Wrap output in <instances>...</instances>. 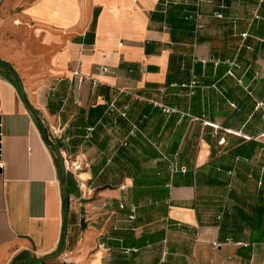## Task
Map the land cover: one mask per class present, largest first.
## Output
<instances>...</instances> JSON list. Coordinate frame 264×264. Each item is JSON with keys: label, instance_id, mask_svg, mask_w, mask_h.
<instances>
[{"label": "crops", "instance_id": "crops-1", "mask_svg": "<svg viewBox=\"0 0 264 264\" xmlns=\"http://www.w3.org/2000/svg\"><path fill=\"white\" fill-rule=\"evenodd\" d=\"M0 61V264H264V0H0Z\"/></svg>", "mask_w": 264, "mask_h": 264}, {"label": "trees", "instance_id": "trees-1", "mask_svg": "<svg viewBox=\"0 0 264 264\" xmlns=\"http://www.w3.org/2000/svg\"><path fill=\"white\" fill-rule=\"evenodd\" d=\"M0 67H9V66H8V64L0 61ZM14 83L16 85L17 84V80L16 81L14 80ZM38 125H39V128L41 130V134H42L43 138L46 140V138H45V132H46L45 129L42 127V125L40 123H38ZM67 200H68V196H67V192L65 191L63 193V208H64V211L66 210ZM62 240H63V237L61 238V241ZM24 256H25L24 254L21 255V256H18L17 259L20 260ZM33 261H34V259L29 260V262H33Z\"/></svg>", "mask_w": 264, "mask_h": 264}, {"label": "water", "instance_id": "water-1", "mask_svg": "<svg viewBox=\"0 0 264 264\" xmlns=\"http://www.w3.org/2000/svg\"><path fill=\"white\" fill-rule=\"evenodd\" d=\"M19 89H20L21 94L23 95V88H22L20 83H19ZM26 108H27V111H28L29 115L31 116L33 122L35 124H37L38 123L37 116L34 114V112L31 110V108L29 106H27ZM60 169H61V172H62L61 175H62V177H64L65 176V170H64L63 164L61 165ZM61 188H62V190L65 189L64 183H62ZM63 234H65V230L63 231ZM61 250H62V248H61ZM53 255H56V254H53ZM53 255H49L47 257L53 256Z\"/></svg>", "mask_w": 264, "mask_h": 264}, {"label": "built area", "instance_id": "built-area-1", "mask_svg": "<svg viewBox=\"0 0 264 264\" xmlns=\"http://www.w3.org/2000/svg\"><path fill=\"white\" fill-rule=\"evenodd\" d=\"M74 74H78L77 71H74ZM91 128H88V132H90Z\"/></svg>", "mask_w": 264, "mask_h": 264}]
</instances>
